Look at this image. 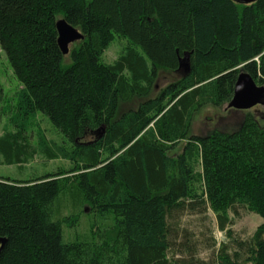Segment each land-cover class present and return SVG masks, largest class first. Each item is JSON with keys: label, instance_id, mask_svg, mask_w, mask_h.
Here are the masks:
<instances>
[{"label": "trees", "instance_id": "1", "mask_svg": "<svg viewBox=\"0 0 264 264\" xmlns=\"http://www.w3.org/2000/svg\"><path fill=\"white\" fill-rule=\"evenodd\" d=\"M58 17L84 34L68 62ZM115 34L127 42L106 62ZM0 45L21 83L0 105L10 127L3 161L39 152L72 164L0 175V264H264V122L248 108L232 130L191 131L201 107L230 108L240 70L264 84V0H0ZM162 72L171 76L156 89ZM64 185L111 222L64 239L62 224L74 220L55 213ZM240 207L262 217L247 238L230 229ZM207 209L227 238L211 260L196 255L199 242L178 219Z\"/></svg>", "mask_w": 264, "mask_h": 264}, {"label": "rangeland", "instance_id": "2", "mask_svg": "<svg viewBox=\"0 0 264 264\" xmlns=\"http://www.w3.org/2000/svg\"><path fill=\"white\" fill-rule=\"evenodd\" d=\"M126 42L124 37L115 34L114 38L103 52V60L112 62L121 52ZM68 61L69 57L66 53L64 54V62ZM182 70L183 68L178 71L177 74H180ZM170 76L169 73L162 72L158 77L155 88L159 89ZM20 87L21 83L14 74L6 53L0 45V95L3 101L0 105H4L6 100L10 99V101H12ZM128 105L129 104L126 103L125 107ZM250 110L260 118L262 123L264 122V102L258 103L251 107ZM244 112L245 110L243 109L234 107L229 108L228 106L226 107L225 104L222 106L205 105L194 114L191 131L204 134L215 127L222 130H232L239 125ZM37 119L47 138L57 140L60 138L59 135L61 134L56 131V128L46 115L38 111ZM6 127H9L6 112L0 111V134ZM35 135V130H33L31 138L34 139ZM181 146L182 142L177 144L171 152L179 151ZM71 165L69 160L60 157L51 158L46 161L45 157L39 154V152H36L32 158L22 162L21 165L15 162L7 163L3 161V157L0 156V175L12 178H27L52 170L68 169ZM72 173L74 172H65L60 174V176L63 177L64 175ZM54 209L56 214H69L74 217V220H72L73 224H62L64 239L85 236L90 231L91 225L102 227L111 222V215H98L95 211L89 209L82 203L80 196L76 193L73 186L69 185H64L60 190L54 201ZM238 211L239 213L236 215L230 212L232 218L230 229L235 237L247 238L261 223L262 217L256 212L246 208L240 207ZM178 219L180 225H184V227L187 228L188 237L196 239V241L199 242V249L196 255L204 260L213 259L215 257V250L219 247L220 243L222 241H227L226 232L217 228L215 214L211 209H207L202 213L181 212ZM180 234H182L181 231ZM211 239L215 241L214 246L209 245Z\"/></svg>", "mask_w": 264, "mask_h": 264}, {"label": "water", "instance_id": "3", "mask_svg": "<svg viewBox=\"0 0 264 264\" xmlns=\"http://www.w3.org/2000/svg\"><path fill=\"white\" fill-rule=\"evenodd\" d=\"M238 1L250 2L253 0ZM55 25L58 33L57 42L63 54L69 52L72 42L84 37V34L77 27L67 22L64 17L57 18ZM180 65L183 68L188 67L187 52L180 58ZM261 102H264V84L257 83L249 72L240 70L237 74L232 98L228 105L237 109H248ZM4 242L5 237L0 236V247Z\"/></svg>", "mask_w": 264, "mask_h": 264}]
</instances>
